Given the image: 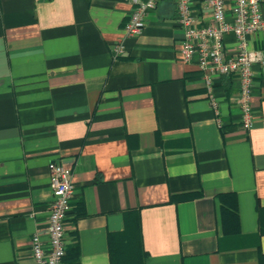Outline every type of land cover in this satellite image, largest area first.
I'll list each match as a JSON object with an SVG mask.
<instances>
[{"label":"crops","instance_id":"1","mask_svg":"<svg viewBox=\"0 0 264 264\" xmlns=\"http://www.w3.org/2000/svg\"><path fill=\"white\" fill-rule=\"evenodd\" d=\"M201 1H189L198 27L211 22ZM130 12L128 0H0V264H33L35 232L46 245L49 162L70 168L65 244L76 264H257L264 254V66H252L244 129L237 78L213 79L215 114L196 59L181 62L174 2L159 1L126 38ZM246 42L264 58V33ZM236 47L223 37L226 57ZM181 194L192 196L170 200ZM220 194L234 197L231 233Z\"/></svg>","mask_w":264,"mask_h":264},{"label":"built area","instance_id":"2","mask_svg":"<svg viewBox=\"0 0 264 264\" xmlns=\"http://www.w3.org/2000/svg\"><path fill=\"white\" fill-rule=\"evenodd\" d=\"M131 12L122 31L126 38L140 35L148 12L161 0H128ZM175 6V22L181 31L178 54L181 62L196 59L197 69L206 93V99L215 114L217 102L213 94V79L235 77L239 89L237 104L242 114L244 129L251 127L250 89L253 84L252 66H264L259 51L248 48L246 37L264 33V17L260 13L259 0H202L201 8L210 16V24L196 26L189 10L190 0H172ZM230 16L231 22L227 20ZM231 34L236 41V53L226 57L222 50L223 37ZM113 57L123 54V46L112 48ZM218 121V120H217ZM50 175L52 199L46 222V245L38 233L30 238L33 264H61L65 248V226L70 215L72 182L70 168L61 162L47 164Z\"/></svg>","mask_w":264,"mask_h":264},{"label":"trees","instance_id":"3","mask_svg":"<svg viewBox=\"0 0 264 264\" xmlns=\"http://www.w3.org/2000/svg\"><path fill=\"white\" fill-rule=\"evenodd\" d=\"M192 194H181L178 196L171 197L170 200L177 199H187L190 198ZM220 204V221L223 233H231V230L235 231L237 226V211L234 205L233 194H220L218 195ZM73 212V217L77 218L82 215V208L77 207ZM77 246L76 245H65L64 254L61 258V264H76L77 262ZM264 264V254L259 252L258 263Z\"/></svg>","mask_w":264,"mask_h":264}]
</instances>
